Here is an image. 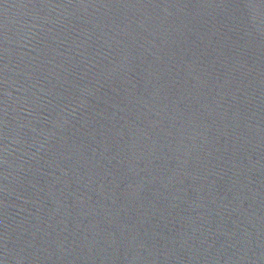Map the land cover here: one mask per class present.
I'll list each match as a JSON object with an SVG mask.
<instances>
[{"label": "water", "instance_id": "1", "mask_svg": "<svg viewBox=\"0 0 264 264\" xmlns=\"http://www.w3.org/2000/svg\"><path fill=\"white\" fill-rule=\"evenodd\" d=\"M0 264H264V0H0Z\"/></svg>", "mask_w": 264, "mask_h": 264}]
</instances>
